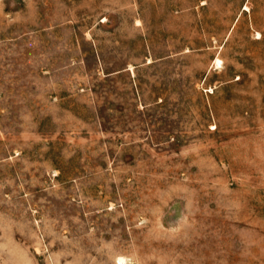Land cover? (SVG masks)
I'll list each match as a JSON object with an SVG mask.
<instances>
[{"label": "rangeland", "instance_id": "obj_1", "mask_svg": "<svg viewBox=\"0 0 264 264\" xmlns=\"http://www.w3.org/2000/svg\"><path fill=\"white\" fill-rule=\"evenodd\" d=\"M264 264V0H0V264Z\"/></svg>", "mask_w": 264, "mask_h": 264}, {"label": "bare ground", "instance_id": "obj_2", "mask_svg": "<svg viewBox=\"0 0 264 264\" xmlns=\"http://www.w3.org/2000/svg\"><path fill=\"white\" fill-rule=\"evenodd\" d=\"M120 264H122V263H120Z\"/></svg>", "mask_w": 264, "mask_h": 264}]
</instances>
